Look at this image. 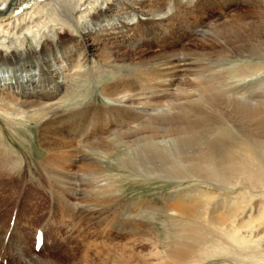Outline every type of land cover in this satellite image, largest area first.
I'll return each instance as SVG.
<instances>
[{
    "label": "bare ground",
    "instance_id": "6f19581e",
    "mask_svg": "<svg viewBox=\"0 0 264 264\" xmlns=\"http://www.w3.org/2000/svg\"><path fill=\"white\" fill-rule=\"evenodd\" d=\"M24 4L0 0V177H13L24 161L6 148V135L33 123L48 153L39 166L55 190L52 220L70 223L76 213H93L106 203L114 216L106 222L108 233H125L134 245L152 249L128 256L131 262L264 264V96L251 99L225 77L200 76L192 59L180 57L184 48L163 44L161 51L144 50L151 42L160 45L151 33H171L174 20L184 17L201 31L205 53L264 61V0H40L27 9ZM212 32L220 36L212 38ZM233 66L241 82L264 70L258 64ZM93 83H102L101 106L87 87ZM86 118L85 132L67 131L68 122ZM106 164L117 172H107ZM120 172L192 186L163 203L135 204L150 211V219L158 217L163 239L153 222L138 219V209L121 204ZM197 184L235 196L215 204V193ZM167 222L181 228L171 241ZM5 223L0 218L2 261L65 264L57 255L36 254L39 228L29 249L19 223L13 228L10 221V229ZM43 228L48 245L49 229Z\"/></svg>",
    "mask_w": 264,
    "mask_h": 264
},
{
    "label": "rangeland",
    "instance_id": "374dc122",
    "mask_svg": "<svg viewBox=\"0 0 264 264\" xmlns=\"http://www.w3.org/2000/svg\"><path fill=\"white\" fill-rule=\"evenodd\" d=\"M37 1L40 0H25L24 9H27L34 2ZM237 6L239 7V5ZM206 9L207 11L212 10L210 5ZM232 9H229L227 11V16L232 12L231 11ZM244 10H246L249 13V15H252V13L253 15H256L257 12L254 11V9H248V8H245ZM1 12H3V16H7L8 14L5 10H1ZM192 23H193V18L180 17L175 19L174 27H173L174 30H172L171 33L170 32L168 33L158 32V34L151 33L150 38H153L155 41L159 40L160 45L156 46L154 45L153 42H151L150 43L151 45H149V47H144V50L146 52L161 51L162 48H160L159 46L163 44H165V46H167L169 50L176 49L177 51L184 48L185 50L180 53L181 55L180 57L181 58L187 57L189 59H192L193 62H195L197 72L200 76H206L212 78L220 77V76L221 78L225 77V80L224 79L223 80L229 83L231 82V86H234V89L237 92L239 90V93L241 94H246L247 96L249 94V97L255 100H258L259 96L260 98H263L264 70L263 71L261 70L259 72L260 75L259 74L251 75L254 77L251 78L248 77L245 81L241 82L238 76H235L234 78L235 68L233 65L236 63L238 64L246 63V64H252V65L258 64L259 66L261 65L264 66V61L250 60L242 53L241 54L235 53L236 55L233 54L230 56L225 54L230 59L223 58L224 55H222V53H213V54L205 53V49L202 48V44H201L202 41L199 40V37L201 36V31H195V28L192 27ZM202 25L203 27H201V30L204 29L206 24H202ZM209 35L212 38L213 37L218 38L220 36V33L212 32V35L211 34ZM177 38L180 39L178 42H175L174 39ZM173 40L175 42V45L169 46ZM129 62L125 61L126 64L124 65L126 67L129 66V68L130 67L134 68L133 64L131 65V63ZM121 65L123 66V64ZM127 69L128 68L123 70V72L125 71L124 72L125 75H127L126 72L129 71ZM181 72L182 74L185 73L183 70ZM128 79L136 80V76L135 77L131 76V78ZM242 84L246 86L245 88L246 91L245 89L244 90L242 89ZM259 86L262 88H260ZM87 87L91 89L92 100L95 103V105L101 106L102 104L106 103V99L102 96V94H100L102 83L100 84L93 83V85H89ZM83 90L85 91V89H82L81 91ZM101 97H103L105 100H103V98ZM85 120H87V118ZM85 120H82V122L81 121L74 122L75 124L73 123L70 124V122H68L66 124L68 128L67 131L71 129L69 131L71 135L78 133L80 134L82 131L85 132L86 123L90 122V120H87L86 122ZM17 131H18L17 135H15L16 133H13L12 131L6 135L5 145H7L6 148L10 147L9 150L16 151L18 156L24 159L21 165L22 169L21 170L14 169L13 173L15 175L13 177L9 176L6 177V179L5 177H0V216H1L0 218L4 217L6 221L5 225L8 226L10 229V221L12 225L14 219L13 228H15V225L18 222L19 223L18 226L20 225L19 227L22 228L25 234V240L28 247H29L28 243H30L31 245L33 233L37 230V228H42L44 231L43 225L46 226V229L47 230L49 229L46 232L47 233L46 236L48 240L51 242L47 245V242L45 240L44 246L48 248L44 250L45 249L44 247L43 249L44 252H42L41 250L40 253H36V254L44 257H51V256L53 257L57 255L59 256L58 257L59 259L65 262V264H140L137 258H133L132 260L133 262L129 261L128 256L134 255L135 257L138 255L140 256L142 254H147V252H150V250L152 249L149 248L148 245L143 243L137 242L134 245V242H130L129 239L125 237L124 235L125 233L124 234L122 232L118 234L116 232L108 233L106 222L108 223L109 221H111L112 217L114 216L112 215V212L110 210L111 207H109L106 203L101 205L100 207L101 209L93 212L95 215L89 211L87 212L84 211L81 214L76 213L75 216L76 218L70 223H66L67 225L65 223L60 224V222L58 223L57 221L51 219L54 213L53 212L54 200H52L53 199L52 191L54 192L55 190H53V188L51 187L53 183L50 180L47 181L39 166V161L42 160L46 155H48V153L45 150H41L44 148L42 147L40 141L38 140L39 139L38 132L36 126L33 123H26L23 126H20L17 128ZM23 136L24 139H22ZM24 142L27 143L25 144ZM0 148L3 149L1 146ZM17 163L18 162H16V165ZM106 166H107L106 167L107 172L109 173L117 172L116 169H112V168L110 169L108 164H106ZM123 172H120L121 173L120 176L122 177H118L117 179L121 189L120 190V197L122 198L121 204L124 205L128 204L127 206L134 209V211L138 209L137 210L138 212L136 211L139 215L138 219L144 218V220L148 222L149 221L153 222V224L158 227L160 233V231H162L163 228L161 226L160 221L158 220V217L155 216L156 220L150 219L149 214L151 212L146 211V213H144V211H142L140 207H135V204H137L138 201L140 204H143L142 202L144 200L163 203V201H168L167 196L169 194H172L176 191L179 192L181 191L180 193H182V191H187L192 186H189L188 183H184L180 187V185H178L175 181H171L167 179L149 180L144 177L141 178L142 176H138V177L131 176L128 178V176H126L125 173ZM197 186L199 187V189H202L204 191L207 190L215 193V197H214L215 204L219 201H224V200H225L224 202L231 203V201H228L229 198L235 196L232 193V190L229 191V189L227 190L226 188L204 185V184H197ZM39 220L41 221V223H39ZM122 220L123 217L121 218V221ZM178 225L179 223L176 222H167V226L170 229V232L168 233V235L170 236V241L174 240L176 235L180 233L181 228H178ZM9 229L7 228V230ZM81 236L82 237L84 236V238H82ZM137 236L140 237L139 234L136 235V237ZM160 238L163 239L164 236L161 234ZM112 244H114V246H112ZM1 246L2 245L0 244V247ZM29 249L31 248L29 247ZM148 261L151 263L152 259ZM8 262H11V260ZM216 263L217 261L210 262L209 264H216Z\"/></svg>",
    "mask_w": 264,
    "mask_h": 264
}]
</instances>
